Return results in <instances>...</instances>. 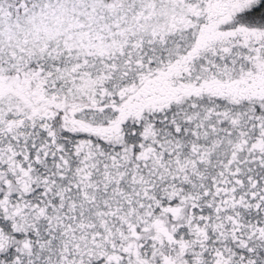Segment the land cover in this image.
Masks as SVG:
<instances>
[{
  "label": "snow or ice",
  "instance_id": "6c2138e0",
  "mask_svg": "<svg viewBox=\"0 0 264 264\" xmlns=\"http://www.w3.org/2000/svg\"><path fill=\"white\" fill-rule=\"evenodd\" d=\"M0 264H264V0H0Z\"/></svg>",
  "mask_w": 264,
  "mask_h": 264
}]
</instances>
